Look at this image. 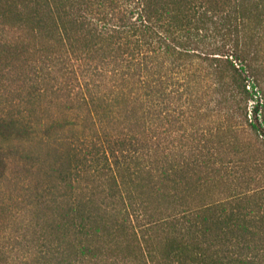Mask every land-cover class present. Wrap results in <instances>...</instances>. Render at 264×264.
Masks as SVG:
<instances>
[{
  "label": "trees",
  "instance_id": "trees-1",
  "mask_svg": "<svg viewBox=\"0 0 264 264\" xmlns=\"http://www.w3.org/2000/svg\"><path fill=\"white\" fill-rule=\"evenodd\" d=\"M7 31L0 59L33 85L0 113V177L27 158L51 216L0 264H264V184L246 174L264 155L234 160L222 138L264 147V0H0ZM49 78L72 117L21 106ZM227 112L236 127H201Z\"/></svg>",
  "mask_w": 264,
  "mask_h": 264
},
{
  "label": "rangeland",
  "instance_id": "rangeland-1",
  "mask_svg": "<svg viewBox=\"0 0 264 264\" xmlns=\"http://www.w3.org/2000/svg\"><path fill=\"white\" fill-rule=\"evenodd\" d=\"M1 38L10 39L11 31L2 34ZM2 61L4 60L0 59V113H6L16 98L23 101L21 95H26L33 82L30 80L32 73L29 72V67H25L26 70H23L24 67L22 69L18 66L10 68ZM47 81L40 82V86L45 88V94L38 97L35 104L29 105L21 102L22 107L33 108L34 119L50 123L53 120L72 117L75 111H79L76 108L78 103L67 97L65 92L56 90V86L59 84L55 80L49 78ZM252 103L253 101L250 100L249 107ZM227 117L229 119H226ZM238 119L237 115L233 114L231 117V112H227L224 117L211 115L201 119L200 123L202 128L215 127L223 120L226 124L236 127L235 122ZM62 131L61 134L64 135L69 133L67 130ZM224 136L229 139H234V136L238 137L239 141L237 143L236 140L235 145H237V150L241 149V152H238L236 147L227 150L229 157L234 160L264 155V147L253 145L255 138L247 128L245 131H226V135H223L222 138H225ZM218 138L215 137L217 143ZM20 148L24 151L22 147ZM26 148L30 149L31 147L27 145ZM20 157V154L12 155L7 169L0 177V249L4 248L7 255L26 253L36 242L40 228L45 225V217L51 216V212L48 211L49 207L41 198L44 179L47 176L43 171L36 174L35 170L30 168V161ZM249 168L250 171L246 174L252 182L251 187L258 183L264 184V165L261 170H255L253 164L251 165L249 162ZM224 189L225 186L222 184L214 187L208 185L204 188V193L218 195ZM12 247H15V250H11ZM3 258L4 256L0 253V259Z\"/></svg>",
  "mask_w": 264,
  "mask_h": 264
}]
</instances>
